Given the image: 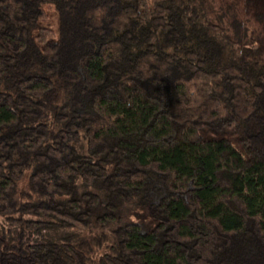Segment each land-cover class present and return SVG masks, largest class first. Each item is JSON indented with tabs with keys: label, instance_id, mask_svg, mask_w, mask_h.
Masks as SVG:
<instances>
[{
	"label": "trees",
	"instance_id": "1",
	"mask_svg": "<svg viewBox=\"0 0 264 264\" xmlns=\"http://www.w3.org/2000/svg\"><path fill=\"white\" fill-rule=\"evenodd\" d=\"M241 4L232 40L201 0H0V264H264V0Z\"/></svg>",
	"mask_w": 264,
	"mask_h": 264
},
{
	"label": "rangeland",
	"instance_id": "2",
	"mask_svg": "<svg viewBox=\"0 0 264 264\" xmlns=\"http://www.w3.org/2000/svg\"><path fill=\"white\" fill-rule=\"evenodd\" d=\"M203 10L209 19L217 22L226 34L237 40L246 33L241 0H201ZM47 18L41 23L57 33L56 12L53 6L46 5ZM10 225L0 216V232L10 230Z\"/></svg>",
	"mask_w": 264,
	"mask_h": 264
}]
</instances>
